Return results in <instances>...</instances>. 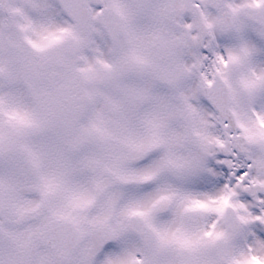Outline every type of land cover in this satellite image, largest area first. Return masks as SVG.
Wrapping results in <instances>:
<instances>
[{"label":"snow or ice","instance_id":"snow-or-ice-1","mask_svg":"<svg viewBox=\"0 0 264 264\" xmlns=\"http://www.w3.org/2000/svg\"><path fill=\"white\" fill-rule=\"evenodd\" d=\"M0 264H264V0H0Z\"/></svg>","mask_w":264,"mask_h":264}]
</instances>
